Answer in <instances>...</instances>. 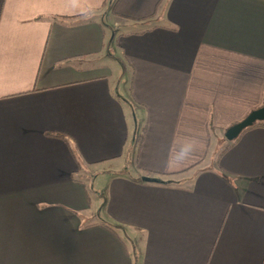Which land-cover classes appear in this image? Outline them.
I'll list each match as a JSON object with an SVG mask.
<instances>
[{
	"label": "crops",
	"instance_id": "obj_1",
	"mask_svg": "<svg viewBox=\"0 0 264 264\" xmlns=\"http://www.w3.org/2000/svg\"><path fill=\"white\" fill-rule=\"evenodd\" d=\"M263 107L264 0H0V264H264Z\"/></svg>",
	"mask_w": 264,
	"mask_h": 264
},
{
	"label": "rangeland",
	"instance_id": "obj_2",
	"mask_svg": "<svg viewBox=\"0 0 264 264\" xmlns=\"http://www.w3.org/2000/svg\"><path fill=\"white\" fill-rule=\"evenodd\" d=\"M103 23H104V26H105V29H106V32H107L108 39H110V41H111V38L113 36L117 35V33H118L117 31L118 30H117V28L116 29L112 28V26H111L112 24L109 23L107 18H104V22ZM114 46L116 48V44ZM121 56H122V53L118 52V50H117V55H116L117 58L116 57H112V59L114 60V63H113V66H114L113 87H114V89H115V91L117 93H119L121 96H124L125 93L128 91V88H129V80L124 75L125 71H124V67H123L122 63L118 60V57H121ZM216 141L214 142V140H213L215 147L217 146ZM215 147L213 146V148L211 150L212 159H215L216 156L218 157V151L216 152L217 149H215V153H214V148ZM85 181L89 185V189H90V191L92 193V191H94L95 188H96L95 182L96 183H98V182L95 181V179H93L92 176L91 177L89 176L88 178H86Z\"/></svg>",
	"mask_w": 264,
	"mask_h": 264
},
{
	"label": "water",
	"instance_id": "obj_3",
	"mask_svg": "<svg viewBox=\"0 0 264 264\" xmlns=\"http://www.w3.org/2000/svg\"><path fill=\"white\" fill-rule=\"evenodd\" d=\"M264 120V107L261 110H257L252 112L247 118H245L242 122L236 124L233 128H231L226 137L228 140H233L236 138L244 129L250 127L256 121H263ZM142 180L145 182L151 183H162L160 178L150 177V176H143Z\"/></svg>",
	"mask_w": 264,
	"mask_h": 264
},
{
	"label": "trees",
	"instance_id": "obj_4",
	"mask_svg": "<svg viewBox=\"0 0 264 264\" xmlns=\"http://www.w3.org/2000/svg\"><path fill=\"white\" fill-rule=\"evenodd\" d=\"M261 124H264V120L263 121H256L255 123H253L252 124V126H256V125H261ZM247 129V128H246ZM245 130V129H244ZM209 131H210V135L211 136H214V134H215V131H216V127H215V125H214V123H213V121L211 120L210 121V123H209ZM50 135H53V136H57V137H61V138H64V139H66V140H68V137L65 135V134H63V133H50ZM142 136H143V134H140V135H138L137 136V140H136V144H137V148H139V145H140V142H141V140H142ZM228 141V139H227V137L225 136L221 141H219V143H218V149H219V152H218V157L224 152V151H226L228 148H229V146H230V143H228L226 146H221V143H222V141ZM230 141V140H229ZM131 164H132V160H131ZM130 161H129V163L127 164V166L121 171L122 173H127L128 172V170H129V167H130ZM145 175H152L153 176V174H149V173H145Z\"/></svg>",
	"mask_w": 264,
	"mask_h": 264
}]
</instances>
